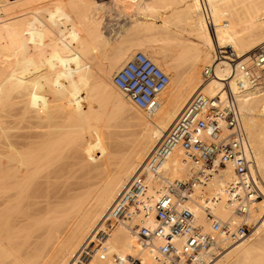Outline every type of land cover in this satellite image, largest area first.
Wrapping results in <instances>:
<instances>
[{"label": "bare ground", "instance_id": "bare-ground-1", "mask_svg": "<svg viewBox=\"0 0 264 264\" xmlns=\"http://www.w3.org/2000/svg\"><path fill=\"white\" fill-rule=\"evenodd\" d=\"M130 4L150 12L126 29L141 38L121 32L131 38L113 42L102 10ZM170 5L171 14L157 13ZM263 42L264 0H0V264H70L82 250L90 264H115L111 254H134L131 228L154 224L162 191L146 158L198 91L224 97L228 82L237 93L264 182V78L240 90L242 77L220 55L231 47L250 63ZM134 49L170 76L154 112L138 109L111 81ZM201 63L215 70L206 81ZM165 169L179 180L193 171L182 151ZM138 173L152 180L149 212L128 222L111 209ZM231 176L227 170L213 183ZM191 208L207 229L201 203ZM215 211L230 215L224 204ZM249 219L256 220L253 232L207 264H264V199ZM104 247L109 258L100 260Z\"/></svg>", "mask_w": 264, "mask_h": 264}, {"label": "built area", "instance_id": "built-area-1", "mask_svg": "<svg viewBox=\"0 0 264 264\" xmlns=\"http://www.w3.org/2000/svg\"><path fill=\"white\" fill-rule=\"evenodd\" d=\"M204 11L210 23L205 3ZM224 50L220 55H227L231 71L242 77L237 79L240 90L255 86L264 78V42L250 52V63L237 60L233 50ZM214 74L212 65L202 70L204 81ZM111 81L138 109L154 112L160 106L159 96L169 85L170 76L137 50L112 75ZM223 91L224 97L195 93L148 154L144 168L160 182L162 190L153 204L155 222L151 226H132L136 251L126 256L111 254L115 264H207L230 244L251 234L254 223L249 213L256 201L264 199V182L255 169L253 146L237 93L228 82L223 84ZM177 151H182L192 165L188 179H172L166 173V163ZM227 170L232 176L221 186H213L215 178ZM151 186L150 178L136 174L111 212L128 222L141 214L147 216L145 199ZM196 186H201L198 193ZM198 201L204 208L207 229L197 222L191 208ZM219 204L230 209L228 217L215 211ZM105 248L99 254L100 260L109 258ZM91 260L92 256L82 250L70 264H90Z\"/></svg>", "mask_w": 264, "mask_h": 264}, {"label": "rangeland", "instance_id": "rangeland-1", "mask_svg": "<svg viewBox=\"0 0 264 264\" xmlns=\"http://www.w3.org/2000/svg\"><path fill=\"white\" fill-rule=\"evenodd\" d=\"M145 1H149V0H145ZM151 1V0H150ZM180 6H182L183 5V3H180L179 4ZM134 7V10H133V7ZM135 6H137L136 4H135ZM133 4H130V7H126L124 10H122L123 9V7H119V6H112L111 7V9L110 8H106V9H104V10H102V13L103 14H101L102 15V17L104 18V20H103V26H102V28H104L105 29V27L107 28V29H103L107 34H108V36H111V40L113 41V42H118V41H120V40H123V39H130L131 37L132 38H136V40H138V39H140V38H137V36H134L133 37V35L131 36V34H134V33H132V31H129L128 33H127V31H126V29L127 30H129V28L131 29L132 28V23H133V19H138V18H141V16L143 15H141V13L139 12V8H138V10H137V8L135 7ZM119 8V9H118ZM128 8V9H127ZM173 8H174V6L173 5H170V6H166L165 7V9L163 8V9H161L160 8V11L159 12H157V13H159V15L160 16H167V15H169V14H171L172 13V10H173ZM109 9V10H108ZM113 9V10H112ZM115 9V10H114ZM130 9H131V11H133V12H131L130 11ZM118 10V11H117ZM126 10V11H125ZM162 10V11H161ZM130 11V12H129ZM144 11V10H143ZM143 11H141V12H143ZM101 13V12H100ZM109 13V14H108ZM130 13H132L133 14V16L132 15H130ZM144 15H143V17H146L147 15H149V11H147L146 12V10L144 11ZM132 16L131 18H130V16ZM112 16V17H111ZM114 16V17H113ZM159 19H161V18H159ZM104 21H105V23H104ZM169 24H172V23H169ZM123 27V28H122ZM122 29V30H121ZM119 31V32H118ZM126 33V35H130L129 37L128 36H126L125 34H123V36H122V33ZM114 33V34H113ZM119 33V34H118ZM130 33V34H129ZM111 34H113V35H111ZM136 34V33H135ZM139 34V33H138ZM125 35V36H124ZM123 38H122V37ZM140 36V35H139ZM138 36V37H139ZM144 36V35H143ZM113 37V38H112ZM125 37V38H124ZM226 48V47H225ZM225 48H223V49H225ZM231 47H227V49L229 50ZM257 48V47H256ZM255 48V49H256ZM138 49H134V52L135 51H137ZM254 50V49H253ZM252 50V51H253ZM251 51V52H252ZM133 52V53H134ZM132 53V54H133ZM224 54H226V53H224ZM250 54V53H249ZM126 62V61H125ZM124 62V63H125ZM123 65V64H122ZM121 65V66H122ZM202 65V66H201ZM204 63L202 64H200V69H201V71L203 70L202 68L204 67ZM120 66V67H121ZM119 69V68H118ZM117 69V70H118ZM116 70V71H117ZM115 73V72H114ZM113 73V74H114ZM201 74H202V72H201ZM202 77V76H201ZM171 82H173V83H175L176 82V79H175V77H174V79H172V81ZM170 87V86H169ZM167 88H165L164 90H166ZM217 184H214L213 183V186H216ZM213 186H212V184H210V186L208 187L209 189H212L213 188ZM199 192H200V190H199ZM254 224H253V226H252V228H251V233L253 232V228H254V226H255V224H256V220L253 222Z\"/></svg>", "mask_w": 264, "mask_h": 264}]
</instances>
